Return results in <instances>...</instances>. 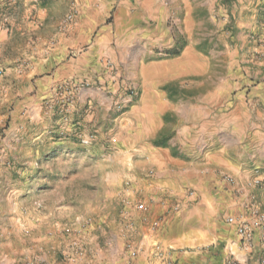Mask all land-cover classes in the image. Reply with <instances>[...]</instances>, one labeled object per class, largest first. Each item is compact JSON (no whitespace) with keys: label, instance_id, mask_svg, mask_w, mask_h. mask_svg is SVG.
<instances>
[{"label":"rangeland","instance_id":"obj_1","mask_svg":"<svg viewBox=\"0 0 264 264\" xmlns=\"http://www.w3.org/2000/svg\"><path fill=\"white\" fill-rule=\"evenodd\" d=\"M186 5H163V21L130 8L132 44L108 11L112 38L100 46V56L93 50L85 76L70 71L47 89L34 81L44 73L28 78L39 58L26 50L25 10L0 0V264H46L37 258L44 219L59 224L61 241L72 235L51 264H75L69 257L85 254L87 224L103 204L116 207L117 193L129 207L145 209L132 201L142 158L135 155L142 143L135 127L152 121L149 108L158 96L166 111L155 142H168L187 127L197 130L213 116L219 133L237 140L235 158L245 148L241 157L256 162L254 187L264 186L255 183L264 178V0ZM164 30L171 46L159 50L151 36ZM134 44L139 47L129 49ZM75 57L70 51L66 59ZM60 83L66 87L59 89ZM207 134L212 137L199 133V146L218 143L216 132ZM130 244L125 248L132 255Z\"/></svg>","mask_w":264,"mask_h":264},{"label":"crops","instance_id":"obj_2","mask_svg":"<svg viewBox=\"0 0 264 264\" xmlns=\"http://www.w3.org/2000/svg\"><path fill=\"white\" fill-rule=\"evenodd\" d=\"M175 1L5 0L25 10L20 20L24 24L26 50L29 56L39 58L29 65L28 78L32 80L35 73H44L34 81L47 89L58 79L71 75L70 71H80L85 76L93 50L100 56V46L112 38L106 22L108 11L114 12L116 27L127 31V44H132L135 12L129 9H145L147 15L163 21V5L174 7ZM182 1L188 8L191 0ZM167 36L165 30L153 33L151 39L157 49L171 46ZM137 47L139 44H134L129 49ZM81 48L83 51L77 53ZM70 51L76 57L66 59ZM154 101L148 114L152 121L139 122L135 127L142 141L135 155L142 158L135 168L132 186L136 193L132 201L144 203L145 209L129 207L117 193L116 207L113 202L103 204L99 215L87 224L86 231L91 233L85 254L72 253L71 260L75 264H228L233 252L238 264H264V221L253 213H264V186L257 188L252 184L256 162L251 165L247 157H241L245 148L239 159L235 158L233 146L237 140L232 133H219L216 124H212L213 116L200 128L197 125V130L187 127L168 142H155L164 125L166 105L162 96ZM208 121L211 123L206 124ZM207 132H216L218 143L201 147L199 133L212 137ZM181 152L184 155L180 158ZM227 177L233 178L234 184ZM227 216L241 218L253 226L254 237L249 246L241 243L236 227L226 223ZM61 230L52 219L41 222L37 231L40 261L51 264L55 250L68 247L72 235L69 233L68 240L61 241ZM127 241L131 242L132 255L125 248Z\"/></svg>","mask_w":264,"mask_h":264},{"label":"built area","instance_id":"obj_3","mask_svg":"<svg viewBox=\"0 0 264 264\" xmlns=\"http://www.w3.org/2000/svg\"><path fill=\"white\" fill-rule=\"evenodd\" d=\"M65 85H66V83H65ZM63 87H66V86H64L61 83L58 85L59 89H61ZM227 180L229 182L232 181L231 177H227ZM255 183L264 185V178L257 180ZM190 194L194 195V192L191 191ZM138 208H140V209L144 208V204L140 203L138 205ZM253 213L257 216V218L260 221H264V213H261L260 211H254ZM225 220H226V223H228L230 225H234L236 227L237 233L240 236L241 243L245 246H249L253 240V237H254L253 226L250 223H248L247 221H245L241 218L234 217V216H227ZM230 255H231V257L228 260V264H238V261L236 259L235 254L232 252ZM72 256L69 258L71 259Z\"/></svg>","mask_w":264,"mask_h":264}]
</instances>
